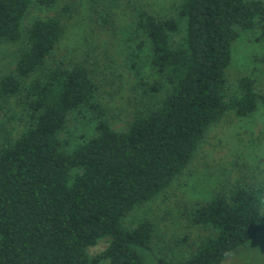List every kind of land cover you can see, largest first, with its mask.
Segmentation results:
<instances>
[{
	"label": "trees",
	"instance_id": "16d2710c",
	"mask_svg": "<svg viewBox=\"0 0 264 264\" xmlns=\"http://www.w3.org/2000/svg\"><path fill=\"white\" fill-rule=\"evenodd\" d=\"M56 2L0 0V42L24 41L0 79V119L14 97L27 112L26 129L0 145V264L264 262L263 183H236L187 209L189 223L209 234L177 263L154 254L151 220L124 224L184 173L213 125L264 107L256 78H228L240 31H258L264 43V2L180 0L164 14L139 10L131 40L149 53L132 66L137 74L148 66L155 79H140L145 99L120 132L89 71L53 59L71 8L26 25L32 7ZM83 121L94 124L92 136L77 134ZM102 239L107 247L91 256Z\"/></svg>",
	"mask_w": 264,
	"mask_h": 264
},
{
	"label": "rangeland",
	"instance_id": "374dc122",
	"mask_svg": "<svg viewBox=\"0 0 264 264\" xmlns=\"http://www.w3.org/2000/svg\"><path fill=\"white\" fill-rule=\"evenodd\" d=\"M179 2L57 0L51 8L32 7L26 25L29 27L38 18L50 17L65 6L71 8V13L63 16V35L53 59L81 64L89 71L99 85L98 99L109 113L111 127L120 132L127 128L145 99L140 79H155L148 66H143L140 74L132 66L136 57L144 60L149 53L148 46L139 51L138 41L131 40L130 30L136 13L145 10L164 14ZM257 37L258 31L239 32L233 43L234 64L228 71L230 81L251 74L259 86H264V43ZM23 44L24 41L0 42V79L14 69ZM26 126L25 105L21 98L14 97L5 104L0 119V145L16 139ZM76 128L77 134L92 136L95 133L94 124L86 121ZM236 183L264 184L263 106L249 117L229 113L213 125L184 173L158 197L128 213L124 224L134 228L144 220H151L155 227L152 248L156 257L170 263L180 262L209 234L189 223L186 210L208 201L219 191H228ZM107 241L100 240L88 253L93 257L98 255L107 247ZM244 262L237 257L228 264Z\"/></svg>",
	"mask_w": 264,
	"mask_h": 264
}]
</instances>
